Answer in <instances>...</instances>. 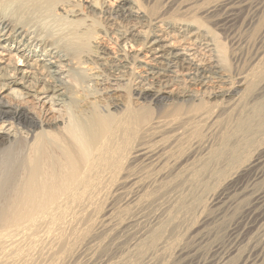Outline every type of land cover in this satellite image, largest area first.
<instances>
[{"label":"bare ground","instance_id":"1","mask_svg":"<svg viewBox=\"0 0 264 264\" xmlns=\"http://www.w3.org/2000/svg\"><path fill=\"white\" fill-rule=\"evenodd\" d=\"M212 2L164 19L151 18L135 0L83 8L73 0H0V264H70L78 257L93 264L125 226L141 224L137 212L151 202L143 198L131 217L121 218L119 208L100 221L93 204L110 185L137 183L141 158L159 172L140 180L143 187L160 190L175 166L173 149L196 140L202 123L209 127L198 143L208 147L200 171L230 169L206 222L239 213L229 227L230 254L262 237L264 188L254 187L264 181V142H256L264 133V57L245 75L225 67V47L196 16L215 21L223 11L222 21L234 25L236 8L247 1ZM109 39L120 41L119 50ZM243 90H254L248 103ZM185 103L189 110L181 112ZM151 106L175 111L146 118ZM165 219L135 237L156 244L141 258L148 263L163 247L156 230ZM185 252L180 264H207ZM218 255L219 264L229 257ZM246 260L264 264V240Z\"/></svg>","mask_w":264,"mask_h":264},{"label":"rangeland","instance_id":"2","mask_svg":"<svg viewBox=\"0 0 264 264\" xmlns=\"http://www.w3.org/2000/svg\"><path fill=\"white\" fill-rule=\"evenodd\" d=\"M92 1L99 6L98 3L100 0H73V3L80 6V8H83L85 2L93 3ZM135 1L151 18L160 17L164 19H179L184 17L182 11H185L186 9L193 8L201 11V9L206 7L205 5H207L208 2H221L222 0ZM246 1L247 3H245V6L239 9L236 8L235 16L238 21L234 25L227 26L224 20L222 21L221 17L224 14L223 11L217 12L216 15L219 20L215 21H212L208 17H204L202 13H199L196 16V18L201 19L205 26L210 28L218 42L225 47L226 58L223 63L225 67L231 69L232 73L242 75L250 72L254 65L264 57V0ZM96 20L101 25H104L103 20ZM220 24L223 25L220 26ZM99 29L100 27L98 26L97 31H99ZM113 32L114 29L107 30L108 34ZM108 43L110 48L114 49V51H116V49L119 50V40L109 39ZM232 56H235L236 60H232ZM253 91L249 93L247 90H243L246 103L251 100ZM141 107L142 104L139 105L140 109ZM180 107H182L181 112H184V110H189L190 104L185 103ZM174 111L175 110H169L168 107L156 108V110H154L153 106H151L149 111L144 109L143 113H145L146 118H150L156 114L165 116ZM208 127V123L200 124L198 128L199 136L196 140L182 141L173 149V157L169 161L170 163L175 164V166L169 176L162 180L161 183L159 182L160 190L149 189L146 184L143 187L142 181L143 178L145 180V176L153 177L159 172H157L158 169L151 170L152 168L147 166L150 163V160H144L141 158V161H138L133 172L137 180V183L135 184L139 186L136 187L134 184L132 186L128 185L130 188L127 186L124 188L118 185H110L105 192V196L93 204L92 209L94 213L97 212L96 220L100 221L110 216L111 213L119 208L120 215L122 216L121 218L127 216L131 217L143 198L148 197L151 202L150 208L143 210V213L141 211L137 212L141 213H139L142 216L141 224H138L137 227L133 226L132 228L125 226L120 235L123 238H120V240H116L115 242L111 241L112 243L108 242L109 244L106 243L105 246H101V248H99L100 250H97L94 256L93 264H116L120 258L125 261V264H180L179 262L181 260L179 255L182 250L190 253L195 252L196 257L200 254L201 257L208 259L207 264H216L217 257H219L218 253L220 255L225 253V255L227 254V256H229L224 264L255 263L251 261L248 262L246 259L250 249L264 240V228L261 233L262 237L254 240V245L249 247L245 245L243 248L241 247L238 249L237 252L230 254V251H232L234 247L232 237L229 233V227L239 213H234L231 216L229 215L227 218L216 223L206 222V218L210 217L215 209L211 202L212 196L217 192L221 185V181L228 176L230 171L229 168L215 166H210L206 174H203L200 171V165H202L200 162L204 159L203 155L208 147H204L198 143L206 138V129ZM256 142L257 144L264 142V133L256 138ZM251 153V150L246 152L244 154L245 159L248 158ZM142 165H144V167ZM254 188L256 191L257 189H263L264 181L257 183ZM140 215L139 217H141ZM153 216L157 217V220ZM164 218L166 219L156 230L159 241L163 243V247L161 248L162 251L160 250V252L156 253L153 257V261L151 259V262L148 263L145 259L142 260L141 258L152 250L156 244L153 243L152 237L150 236L142 241H140V239H135V237L138 238L139 233L143 232L145 229L151 228L154 222L156 224L160 219L162 220ZM143 222L145 224H143ZM144 226L147 228H144ZM134 227L137 229L135 228L134 230ZM129 229H132L134 234L136 233V236H134L133 232ZM127 230H129V232ZM129 233L131 236H128L130 235ZM202 238H205L204 241ZM216 249L218 250L216 251ZM75 259H73V263L76 261V264H79V260L84 262L82 259H79V257ZM82 262H80V264ZM217 264H219V262ZM255 264L258 263L256 262Z\"/></svg>","mask_w":264,"mask_h":264}]
</instances>
